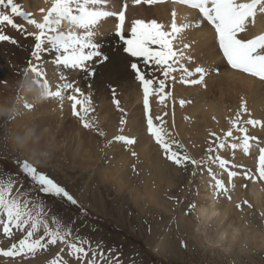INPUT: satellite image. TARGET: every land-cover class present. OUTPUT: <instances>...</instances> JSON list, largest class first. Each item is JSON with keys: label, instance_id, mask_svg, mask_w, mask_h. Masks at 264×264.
<instances>
[{"label": "rangeland", "instance_id": "rangeland-1", "mask_svg": "<svg viewBox=\"0 0 264 264\" xmlns=\"http://www.w3.org/2000/svg\"><path fill=\"white\" fill-rule=\"evenodd\" d=\"M133 5L137 4L133 3ZM163 5L165 4L158 6ZM154 6L149 4L151 7L149 10L154 9ZM0 10L10 14L8 10L2 8ZM115 10L119 11L122 8ZM194 12L196 13L194 20H188L186 23L195 22L200 18L198 11L194 10ZM125 15L128 18V30L125 29L124 24L123 38H121L120 26L108 27V31L106 30L104 25L110 18L103 22V27L100 28L101 34L95 37V42L102 46L100 51L108 57L107 61L93 65L95 75L81 73L75 77V72L71 73L80 88L86 90L90 87V94L87 93V96L91 98L94 112L89 116L96 120L100 129L105 132L106 135L103 137L96 131L82 126V121L73 115L72 102L68 99L62 102V106L59 100H36V89L29 90L27 83L21 85L23 69L28 61L32 60L31 51L35 40L33 36H26L23 31L15 30L6 24L2 26L3 32L13 37L17 43L0 42V88L12 91L10 96L18 105L22 116L32 113L35 109L37 111L33 114L41 112L48 115L56 112L53 115H59L56 116L58 119L54 123H64L57 127L53 126L56 139L54 142L52 141L54 138L47 132L48 123L43 128H33L29 134L28 148L20 144L23 136L12 137L13 129H8L10 125L20 129L18 124L25 123L27 118H17L16 121H14L16 116L6 118V121L0 125V178L7 177L8 174H16L14 161L29 159L35 162L39 170L53 177L78 201V206H74L66 200L33 191V196L42 198L46 203L49 216L56 215L65 224L71 222L75 234L90 241L92 250H95L99 244L109 255L114 254L118 257L120 264H264V242L261 241V236L264 234L263 212L256 213L253 210L251 219L256 225L250 222L245 226L248 235H252L255 229L258 230L256 241L259 246L250 248L246 245L237 249V252L225 251L224 245L229 246V239L225 236L220 237L215 222H210L208 227L200 226L197 212L200 203L198 190L200 184L202 185V178L205 177L208 181L210 179V185L212 183L207 173V166L217 172L230 187L238 186L244 191L247 180L250 179L243 173L247 171L252 175L253 171L257 172L259 147H264V128L259 125L256 127L245 125L243 120L264 121V81L232 69L222 50L219 49L214 32L206 38V42L200 44L198 50L186 49L185 55L191 56L192 59L190 62L182 61L184 66L193 71L195 67H204L212 71L205 75L203 83L198 84L182 83L181 73H174L177 79L169 80L166 89L170 93L168 98L172 100L173 107L172 120L167 125L177 140L185 146L187 153L197 160H203L205 167L196 169L192 165L177 166L164 156L162 149L148 132L144 134L152 144L141 142L140 134L131 136V129L125 131L127 120L128 126L137 131L140 123L147 120L148 114L143 103L133 114L128 112L129 107H139L136 99L143 91L142 87L141 89L138 87L137 84L140 82L132 69H126L129 73L108 71L112 70L114 61L121 59L116 57L118 54L114 50L110 52L109 49L107 50V42L110 45H122L123 48H127L125 41L132 38L131 23L137 14L132 15L131 10H126ZM26 29L28 32H34L30 28ZM185 43L186 40L180 36L174 41L175 46L179 48ZM46 61L52 63L50 57ZM46 71L50 81L58 79L57 68ZM225 71L234 72L236 76H244L243 84L251 85L250 78L253 79L255 90L251 93L246 91L248 98L243 97L238 90H235V84L230 82L228 76H224ZM147 74L156 80L163 78L159 71H149ZM118 76L126 77V80L132 84L119 83ZM198 78V74L186 77L190 80ZM18 92L21 97H25L33 104L32 109L27 110L17 102ZM31 94L35 95L33 99L30 97ZM116 100L119 101V106L114 102ZM181 100L185 101L183 106L180 104ZM210 104L218 106L222 113H217L214 117L208 116L207 107ZM242 105L246 106V113L242 111ZM149 107L153 115L155 105L150 100ZM165 112L167 116L163 118L169 120V113L166 110ZM238 112L242 114L241 126L247 127L249 134L256 137V140L250 142L252 145L248 153L243 151V133L232 127V121ZM62 116L65 119L62 120ZM137 119L140 123L135 122ZM70 122L76 125H71ZM63 126L64 130H61ZM228 130L233 131L234 136L241 138L235 141L241 146L234 150L226 147L219 150L216 155L229 160L230 170L239 169L236 171L237 176L231 180L224 170L219 169L218 161H209L208 157L211 154L207 152L214 139L211 133L223 136ZM120 135L135 139L136 143L127 145L117 141L115 137ZM232 142L229 138L228 143ZM232 165L238 167L233 168ZM120 177L122 179L119 187L113 180ZM19 179L25 188H31L27 178L20 176ZM254 181L258 180L255 178ZM210 188L214 191L211 186ZM259 189L260 192L264 190L261 186ZM219 196L231 201L226 199V195ZM260 201H263L264 209V195L260 197ZM242 202L244 203V200ZM245 204L249 206L250 202ZM192 205H195V208ZM230 215L234 216L232 212ZM16 235L18 238L22 236L20 233ZM9 246L8 238L3 237L0 230V247ZM60 247L62 246H49L48 250L38 252L35 256L0 257V259L13 260L15 264H50L51 260L56 258ZM61 255L71 259L66 252Z\"/></svg>", "mask_w": 264, "mask_h": 264}, {"label": "snow or ice", "instance_id": "snow-or-ice-1", "mask_svg": "<svg viewBox=\"0 0 264 264\" xmlns=\"http://www.w3.org/2000/svg\"><path fill=\"white\" fill-rule=\"evenodd\" d=\"M142 0H133L134 4H140ZM147 4L163 2V0H143ZM177 3L187 5L190 9L198 10L199 19L194 23L178 25L176 12L172 13L170 29L155 19L145 21L136 19L131 23V39L125 41L126 51L132 56L141 59L144 65H150L152 72L159 71L161 79L156 80L138 64L132 63L131 69L136 75L143 89V104L147 110L146 130L162 149L164 156L177 166L192 165L196 169L205 167L203 160H197L190 156L185 146L177 140L175 134L169 130L167 121L163 116L151 114L149 98L153 95L159 97L161 104L165 103L170 95L166 91L168 81H175L176 72L181 73L182 83H203L204 77L211 69L195 67L194 71L184 66L182 61H191V56L185 55L189 44H183L182 48L174 46V41L180 33L189 28H199L202 23L211 25L215 38L218 40L219 49L232 69L258 77L264 81V34L249 37L247 35L249 25L254 24L257 14H264V0H176ZM116 0H53L47 10L40 9L45 13L43 20L38 21L33 13L22 10V5L14 0H0V8L10 10V14L0 10V42L9 41L13 44L17 41L2 30L5 24L11 28L23 31L26 36H33L34 49L31 53L33 60L23 69V78L20 81L23 86L27 83L28 89L37 91L36 100L53 99L62 102L65 99L71 101L73 115L82 121L85 129L94 130L100 136L105 132L100 129L96 120L89 114L94 112L91 107V98L82 91L78 83L71 76L73 71L84 72L90 76L95 75L93 62L103 63L108 57L100 51V45L95 42V37L100 35V28L108 18L117 17L123 38V26L126 20L127 3H123L122 10H115ZM15 18H20L28 25L34 26L35 32H28L24 24L17 23ZM49 54L53 57L52 63L57 66L58 79L50 81L47 71L43 68V57ZM31 73L32 75H29ZM198 79L190 80L186 77L194 75ZM29 77L31 79L29 80ZM115 94V90H113ZM17 102L27 110L32 109L33 104L18 92ZM119 106V101H114ZM185 103L180 101L181 106ZM79 106V107H78ZM242 111L247 112L246 106L242 105ZM83 113V115L81 114ZM18 111L13 108L10 118H14ZM242 114L236 113L232 121V127L243 133L242 147L245 153L251 148L250 141L256 140L249 134L248 128L241 126ZM124 123V121H121ZM243 124L252 127L264 128V121L256 119L243 120ZM122 131V130H121ZM214 138L207 152L211 154L208 159L217 162L219 169L224 170L229 180L237 176V172L229 169V160L221 158L216 153L226 147L236 149L241 146L234 136L233 131L228 130L223 136L211 133ZM229 138L233 141L228 143ZM117 141L127 145L136 143L135 139L124 135L115 137ZM215 145V147H213ZM135 155V153H133ZM16 174H8L0 178V230L3 237L8 238L9 247H0V257H28L35 256L38 252L46 251L49 246L60 245L56 258L50 264H120L119 258L114 254L109 255L98 244L92 250L90 241L76 235L71 222L65 224L58 216H49V209L42 198L33 196V191L42 193L61 200H66L71 205L78 206L74 196L53 177L39 170L35 162L29 159L14 161ZM233 168L238 167L232 165ZM258 178L264 180V147H259L258 154ZM207 173L211 178V187L215 194L229 195L230 189L226 181L210 166ZM196 174L195 172L193 173ZM243 175L253 179L249 172ZM20 176L30 181L31 188H25L19 179ZM247 203V201H244ZM250 206V205H249ZM195 208V205H192ZM237 207H240L237 205ZM17 233L22 234L17 237ZM15 241V242H12ZM110 251V250H109ZM67 254L71 259H66L61 253Z\"/></svg>", "mask_w": 264, "mask_h": 264}, {"label": "bare ground", "instance_id": "bare-ground-1", "mask_svg": "<svg viewBox=\"0 0 264 264\" xmlns=\"http://www.w3.org/2000/svg\"><path fill=\"white\" fill-rule=\"evenodd\" d=\"M14 2L21 4L22 10L33 13V17L35 19H37L38 21H42L43 15L45 13L40 12V9L43 8V9L47 10L48 8H50L53 0H14ZM123 3H127V5H128L127 10H131L132 15L137 14V16L134 20L144 19L145 21H151V20L155 19L157 22L164 24L166 26V28H169V29H170V24H171L172 19H173V17H172L173 12H176V22L178 25H182V24L188 22V20H194V16H196L194 9H190L187 5L182 6L183 4L177 3L176 0H163V2L154 3L155 8L154 9L152 8L153 10L152 9L149 10V8H151V7H149V4L143 2V0L139 4L140 6L139 5H133V0H116L115 9L122 8ZM159 4H165V5L158 6ZM135 6H137V7H135ZM196 11H198V10H196ZM8 12H10V10H8ZM140 12H141V14H138ZM15 19H16L17 23L24 24L25 28H30V30H34V32L37 31L34 28V26L28 25L25 21L21 20L20 18H15ZM134 20H132V21H134ZM127 22H128V18L126 17V20L124 23L126 26V28H125L126 30H128ZM192 23H194V22H192ZM104 26H106V30L108 29V27L120 26L118 18L117 17H114L113 19L110 18V20H108V22H106V24ZM123 29H124V27H123ZM212 32H214V30L212 29L211 25H207L206 23H204V24H201V26L199 28H189L186 31L180 33L178 36H180V38H184V40H186V44L190 45V48H196V50H198V48H200V44H202V42H206V38H208V36H210V34H212ZM104 33H105V31H104ZM263 33H264V14L258 13L255 23L249 25L247 35L249 37H251V36L254 37L256 35H260ZM108 38H107V41H108ZM105 39H106V37H105ZM34 44L32 45V51L34 49ZM174 46H175V44H174ZM106 47H107V50L109 49V52L113 51V50H114V52H117L118 55H116V57L121 59L120 61L119 60L114 61L115 64L112 65V70H108V71L129 73L126 69H131L130 65L132 63H138L147 73H149V71H151L150 65H144V63L141 59H139L137 57H132L126 51V48H123L124 46H122V45L121 46L120 45H110L107 42ZM32 51H31V53H32ZM103 54H104V52H103ZM48 57H50L51 60L53 59V57L51 55L45 54L43 57V61H44L43 65H42L43 68H46L47 70L57 68V66H55L53 63H48L46 61V59ZM33 59L34 58L32 57V60ZM95 63L96 62H93V65ZM73 72H75V77H78L79 74L84 73V72H76V71H73ZM132 72H134V71L132 70ZM238 74H239V72H238ZM236 75H237L236 73L228 72V71L227 72L225 71V74H224V76H228L231 83L233 82L235 84V86H234L236 88L235 90H238V92H240L243 97L248 98V96H246V91L248 93H251L252 91L255 90L256 87L253 86L255 81L250 78L252 86L247 85V84H243L242 78H244V76H242V75L236 76ZM118 78H119V80H118L119 83L127 82L126 84H132L126 80V77H119L118 76ZM256 84H258V82H256ZM137 85L141 89L142 85L140 83H138ZM27 88H28V86H27ZM81 89L84 93L90 94V87H88L86 90H83V88H81ZM101 89H103V88H101ZM11 93H12V91L0 88V125H2L1 123L6 121V118H8L10 116V111L13 108H15L18 111V114L15 115L16 118L14 121H16L17 118H23V117H26L27 119H26L25 123H19L18 124V127H20V129H16L15 127H13L10 124H9L10 127H8V129L9 128L13 129L14 133L12 132L13 133V134H11L12 137H13V135H15L14 137H16V136L18 137L19 135L23 136V138H21V136H20V138H21L20 144L22 143L21 145H24L25 147L29 148L30 144L28 143V140H29L28 138H29L30 131L33 128H43L47 123L49 125V127L47 128V132H48V134H51L52 138H54L55 136L53 133V126L57 127V126H60L61 124L64 123V122L61 124L54 123V121H56L58 119L56 116H58L59 114L57 113L58 115H53L56 112L50 113L48 115H44L41 112H37L36 114H33L35 111H37V109H35L32 113H29V114H26L25 116H22L21 111L18 108V105H16L15 101L13 102L14 99H12L10 96ZM34 96H35L34 94L30 95V97L32 99ZM136 100L138 101L137 106H139V107H137V108L129 107L128 108V112L130 111L129 114H133L136 110L140 109L141 105H143L142 104L143 102H141V101H143V91L140 92V94L137 96ZM149 100L155 105V113L153 114V116H158V115L163 116V113L166 110L169 113L168 114L169 120H165V121H167V124L170 123V120H172L171 119L172 108H173L171 106L172 100H170V98L167 97L165 100V103L161 104L159 102V97L156 95L151 96L149 98ZM170 111H171V113H170ZM217 113H222V110L218 106H214L213 104H210L207 107V115L208 116L214 117ZM136 114H138V113H136ZM163 117H165V116H163ZM63 119H65V117L63 118V116H62V120ZM11 120H13V119H11ZM136 121L139 122L138 119L135 120V122ZM76 122L78 124L79 121L77 120ZM72 123H71V125H76V124H72ZM125 125H126V130H125L126 132L131 129V133H130L131 136H136V135L140 134L141 137L139 140L141 142H143L145 144H152L151 140L149 138H147V136L144 134V132H147L146 121L140 123V128H138L137 131L134 130L132 127L128 126V120H127V124H125ZM67 126H69V125H67ZM63 128H64V126L61 127V130H64ZM18 141H19V139H18ZM52 141L54 142V141H56V139L54 138V139H52ZM255 145L257 146V144H255ZM53 148H55V147H53ZM55 150H56V148H55ZM55 150L51 149V151H55ZM131 150H133V149L131 148ZM123 156H118V157H123ZM234 171H239V169L236 168ZM252 175L254 177H253V179L247 180V185H246L245 191L241 190L240 189L241 187H238V186L230 187L229 183L226 184V186L230 189V192H229V194L231 195V201L230 202L227 200H224L223 197H221V196H217L214 191H211L210 179L208 181L205 177L202 178V185L200 184V186H199L198 191H199L200 203L197 206V212L199 215L198 218L200 220L199 221L200 226L208 227V224L210 222H215L216 226L218 227L217 231L220 232V237L223 238L225 236L226 239H229L228 240L229 246H228V244L224 245L225 251L237 252V249H241V248L245 247L246 245H248L250 248L253 246H259L257 241H256V240H258V236H257L258 230L255 229V231L252 235H248V233L245 232L246 231L245 226L247 224H249L250 222L254 223V221L251 219L252 218L251 212L254 210L256 213H260V212L264 213V209H263V205H262L263 201H260V197L262 195H264V190H262L260 192V189H259V186H261L264 189V180H260L258 178V173L256 171H253ZM255 178L258 180L257 182L254 181ZM121 179H122V177H120L119 179L113 180V182H116L117 186L120 187ZM243 200L247 201V203L250 202V206H247L245 203H243L242 202ZM237 205H239L240 207H237ZM253 208H255V209H253ZM232 209H233V211H232ZM246 210H248V212H246ZM231 212L234 216L230 215ZM185 222H186V220H185ZM254 225H256V224L254 223ZM256 227H258V226H256ZM171 239H172V237H171ZM261 241L264 242V234H262V236H261ZM232 252H228V253H232ZM12 261L13 260L0 259V264H15V262H12Z\"/></svg>", "mask_w": 264, "mask_h": 264}]
</instances>
